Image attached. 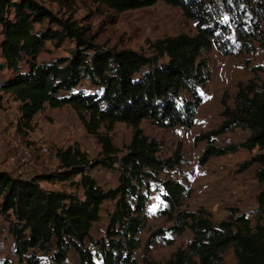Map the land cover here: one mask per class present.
Returning a JSON list of instances; mask_svg holds the SVG:
<instances>
[{
  "label": "trees",
  "instance_id": "trees-1",
  "mask_svg": "<svg viewBox=\"0 0 264 264\" xmlns=\"http://www.w3.org/2000/svg\"><path fill=\"white\" fill-rule=\"evenodd\" d=\"M82 1L0 0V71L13 74L0 78V106L5 94L19 104L17 133L27 136L34 117L46 107L68 106L100 148L93 160L77 146L58 149L56 168L27 180L0 171V216L8 225L19 264H44L43 258L45 264H63L71 250L78 264H134L149 200L144 190L159 181V174L183 163L179 146L169 158L161 159V144L145 135L140 123L192 128L202 104L198 87L208 81V59L203 54L212 49L226 56L248 54L255 43L264 51V0H88L117 13L163 2L196 22L193 36L148 41L150 56L103 47L91 28L76 26L71 15L62 17L44 4L73 11ZM65 41L73 43L68 56L38 62L41 54L49 52L48 43L59 49ZM259 70L264 73L252 68L253 77L237 84L232 108L221 100L220 124L195 136L194 143H205L197 160L200 167L240 149L258 150L238 173L258 164L256 179L264 187V81L257 78ZM117 123L133 129L125 152L112 141ZM236 129L248 133L244 141L216 144L217 137ZM96 167L118 170L117 186L101 188L89 174ZM49 183L69 184L82 194L43 186ZM161 188L167 207L160 215L171 223L165 231L171 237L166 243L186 230L191 233L186 247L177 249L165 264H225L223 254L230 247L234 264H264V188L257 195L254 224L245 214L214 223L204 208L179 210L190 190L173 180L163 181ZM105 202H114V207L103 237L94 239L91 230Z\"/></svg>",
  "mask_w": 264,
  "mask_h": 264
},
{
  "label": "rangeland",
  "instance_id": "rangeland-1",
  "mask_svg": "<svg viewBox=\"0 0 264 264\" xmlns=\"http://www.w3.org/2000/svg\"><path fill=\"white\" fill-rule=\"evenodd\" d=\"M44 4L62 17L71 15L76 26L91 28L97 36V43L109 49L124 48L150 56L148 41L152 42L179 34L190 36L196 34L195 21L185 18L181 9L163 2L123 13L97 6L88 0L76 3L72 8L73 11L56 5ZM261 28L264 29V18ZM254 45V50L248 54L226 56L215 49L203 54V57L208 59V81L198 87L202 104L196 111L195 124L192 128L162 129L149 121L144 120L140 123L139 127L143 133L161 144L158 154L161 159L169 158L179 146L183 163L175 170L159 174L157 177L159 181L150 183L149 188L144 190L148 192L149 200L144 214V228L138 235L140 248L135 251L134 264H144V257L149 261L165 264L177 249H184L191 239L190 231L186 230L181 236L175 237L173 243H166L167 239H171L168 234H165L171 223L166 217L160 215V212L167 207L162 199L161 183L163 181H177L190 190V194L183 199L179 210L196 211L199 208H204L209 212L211 220L214 223H219L229 220L228 213H234L233 209H235L236 216L245 214L254 224L258 207L257 195L264 188L256 179L259 165L254 164L242 173H238V169L243 162L257 154L258 150L240 149L235 153L212 158L207 164L200 167L197 160L205 149V143H194L195 136L215 129L220 124L221 100L225 99L227 106L232 108L237 84L239 82L246 83L253 77L252 68L264 69V51L257 43ZM72 47L73 43L70 41H65L59 49H55L51 43H48L49 52L41 54L38 62H46L52 57H66L70 54ZM163 62L165 59L161 60V63ZM8 73L9 71H0V78H5ZM257 78L259 81H264V73L259 70ZM3 99L5 100L4 104L0 106V125L4 124V127L0 128V162L11 158L14 160V164L19 166L21 163L15 159L11 145L5 137L9 133H17V125L14 121L8 122L9 113L6 111L10 109V97ZM132 132L133 129L125 124H115L111 135L113 144L125 152L124 148L129 144ZM247 135L246 131L236 129L217 137L216 144L218 146L237 145L244 141ZM23 138L34 144L50 146V156L42 158H46L51 163L52 169L56 168L53 159L58 149L77 146L82 152L87 153L91 160L96 159L100 151L95 139L86 134L75 111L68 106L59 109L46 108L37 114L33 119L29 133ZM37 152L36 150V163L37 159L41 157ZM89 174L101 188L108 190L117 186L120 172L115 169L96 167L89 170ZM68 185L66 184V189L63 187L62 190L75 191L81 196V190L76 192V190H71ZM113 207L114 202L103 203L100 220L93 225L91 230V236L94 239L103 237ZM153 234H155L154 237H152ZM150 240L152 243L147 245V241ZM12 245L8 236V225L0 216V263L19 264L18 258L13 254ZM86 246L91 249L89 241H86ZM42 262L47 263L46 258H43ZM223 262L225 264L235 263L232 247L223 254ZM63 264H78L77 255L73 250L69 252L67 260Z\"/></svg>",
  "mask_w": 264,
  "mask_h": 264
},
{
  "label": "crops",
  "instance_id": "crops-1",
  "mask_svg": "<svg viewBox=\"0 0 264 264\" xmlns=\"http://www.w3.org/2000/svg\"><path fill=\"white\" fill-rule=\"evenodd\" d=\"M0 62H1V59H0ZM3 71H9V70H3ZM12 72L9 71L8 75L5 77V78H2V79H8L12 76ZM7 97H10V95L8 94H5L3 96V98H7ZM4 99L2 100V106L4 104ZM10 105H9V108L10 109H7L6 113H9L8 115V122H15V124L17 125V122L19 120V110H18V106L19 104L17 102H14L12 100V98L10 97ZM46 108H49V107H46ZM45 108V109H46ZM44 109V110H45ZM33 123V122H32ZM4 127V124H1L0 125V128L1 127ZM17 128V126H16ZM14 160L13 159H9V160H6V161H2L0 162V171H5L9 174H11L13 177L15 178H21V179H30L31 177L35 176V175H39V174H42V173H45V172H48V171H53L54 169H52V166H51V163L48 162V160L46 158H42V157H39V159H37V163L35 166H33L32 168H27L25 166H16L13 162ZM53 163H55V165L57 166L58 165V161L56 159V157H54L53 159ZM78 179H75V181H77ZM43 186L49 188V189H61L63 187H65L66 189V184L65 183H54V184H43ZM65 191V190H63ZM66 192H70V191H67ZM1 202V200H0ZM8 236L10 238V241H13L12 237L10 236V234L8 233ZM78 258V257H77Z\"/></svg>",
  "mask_w": 264,
  "mask_h": 264
},
{
  "label": "built area",
  "instance_id": "built-area-1",
  "mask_svg": "<svg viewBox=\"0 0 264 264\" xmlns=\"http://www.w3.org/2000/svg\"><path fill=\"white\" fill-rule=\"evenodd\" d=\"M29 133V132H28ZM14 152L15 159L26 167H33L36 165V150L41 157L50 156L51 150L48 144H34L30 140H26L16 132L9 133L5 136ZM228 216L234 218L236 215L229 212Z\"/></svg>",
  "mask_w": 264,
  "mask_h": 264
}]
</instances>
